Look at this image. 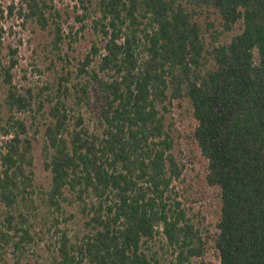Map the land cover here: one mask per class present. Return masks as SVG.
<instances>
[{"label":"trees","instance_id":"1","mask_svg":"<svg viewBox=\"0 0 264 264\" xmlns=\"http://www.w3.org/2000/svg\"><path fill=\"white\" fill-rule=\"evenodd\" d=\"M78 6L75 19L85 28L94 13L100 39L73 68L55 66L65 57L59 9L48 0L6 8L23 26L50 27L55 69L41 86L14 81L18 48L0 25V121L10 114L0 259L9 247L20 264L40 240L49 264H264V0ZM172 102L193 119L190 130L167 120ZM183 138L217 191L213 227L175 190ZM36 150L46 183L35 180Z\"/></svg>","mask_w":264,"mask_h":264},{"label":"rangeland","instance_id":"2","mask_svg":"<svg viewBox=\"0 0 264 264\" xmlns=\"http://www.w3.org/2000/svg\"><path fill=\"white\" fill-rule=\"evenodd\" d=\"M12 1L17 2L18 0H0V25L6 30L7 41L18 48L16 54L18 65L14 69V81L19 86H41L44 82L52 79L55 69L50 64L49 56L51 54L46 46L51 39L50 27L42 29L32 23L23 26L20 20L7 16L6 8ZM48 1L62 13L61 22L64 35L62 49L65 52V57L63 60H57L55 66L60 68L62 65H68L69 68H73V64L76 63L75 58L81 57L84 52L89 50L91 42L100 39V36L92 29L91 25L95 14L91 13L92 15L85 19V28H82L81 23L75 19V15L81 13L78 0ZM1 10H4L3 16ZM8 31H11V34H8ZM3 89L4 85L2 84L0 90ZM168 107L167 120L173 118L180 131L190 130L193 119L185 112L183 105L178 107L175 102H172ZM1 115L3 118L0 121V153L4 150L3 143L7 138L3 128H6V119L10 114L6 109H3ZM180 142L181 152H178V157L184 163V167L181 179L175 181L178 198L189 214H193L196 218H203V224L213 227L218 212L217 191L205 185L204 161L199 150L187 139L183 138ZM1 170L2 165L0 163V173ZM34 171L36 182L46 183L48 173L41 165L38 150H36ZM3 209L4 205L0 202V212ZM71 225L74 227L73 224ZM3 252L2 258L4 259H0V264H15L16 251L8 247ZM48 254L45 241L38 240L36 244L27 246L24 249V256L20 264H49ZM207 256L213 260L212 253H208Z\"/></svg>","mask_w":264,"mask_h":264}]
</instances>
